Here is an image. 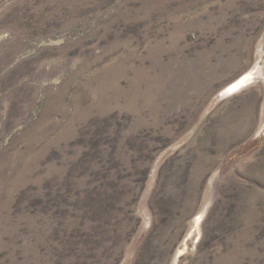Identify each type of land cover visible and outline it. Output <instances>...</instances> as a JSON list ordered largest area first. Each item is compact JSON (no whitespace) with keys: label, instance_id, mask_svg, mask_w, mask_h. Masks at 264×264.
I'll use <instances>...</instances> for the list:
<instances>
[{"label":"rangeland","instance_id":"rangeland-1","mask_svg":"<svg viewBox=\"0 0 264 264\" xmlns=\"http://www.w3.org/2000/svg\"><path fill=\"white\" fill-rule=\"evenodd\" d=\"M0 264H264V0H0Z\"/></svg>","mask_w":264,"mask_h":264},{"label":"bare ground","instance_id":"bare-ground-1","mask_svg":"<svg viewBox=\"0 0 264 264\" xmlns=\"http://www.w3.org/2000/svg\"><path fill=\"white\" fill-rule=\"evenodd\" d=\"M251 78L250 76L248 77H245L243 79H241L239 82H236V83H233L231 84L227 89H226V94H229V93H233L235 91H237L239 88H241L247 81H250Z\"/></svg>","mask_w":264,"mask_h":264}]
</instances>
